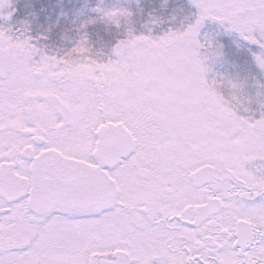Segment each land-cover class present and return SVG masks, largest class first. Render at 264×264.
<instances>
[{
    "label": "snow or ice",
    "instance_id": "6c2138e0",
    "mask_svg": "<svg viewBox=\"0 0 264 264\" xmlns=\"http://www.w3.org/2000/svg\"><path fill=\"white\" fill-rule=\"evenodd\" d=\"M189 5L0 0V264H264V0Z\"/></svg>",
    "mask_w": 264,
    "mask_h": 264
},
{
    "label": "trees",
    "instance_id": "16d2710c",
    "mask_svg": "<svg viewBox=\"0 0 264 264\" xmlns=\"http://www.w3.org/2000/svg\"><path fill=\"white\" fill-rule=\"evenodd\" d=\"M61 2H63V0H18V2L14 4V8L38 3L41 5V11L37 13L36 17H32L30 13L35 9L28 7L24 11V14L20 16L15 26L19 27L20 23L23 21H28L30 23L32 21H38L37 23H32L33 35H35L37 32L46 28L49 23H55L56 17L59 16L58 7ZM143 3L146 5L145 12L155 7L158 10V14L164 16L165 18L171 16L173 8L179 7L189 10L190 7L188 0H171L167 7L161 8H159V0H143ZM191 11H195V9H192ZM41 12L43 13L42 16ZM207 24L208 23L206 22V28Z\"/></svg>",
    "mask_w": 264,
    "mask_h": 264
},
{
    "label": "rangeland",
    "instance_id": "374dc122",
    "mask_svg": "<svg viewBox=\"0 0 264 264\" xmlns=\"http://www.w3.org/2000/svg\"><path fill=\"white\" fill-rule=\"evenodd\" d=\"M170 1L171 0H159V4L162 7H167L169 5ZM11 2L13 4V8H14V4H16L18 2V0H11ZM177 9H179V7H177ZM189 9H190V7H189ZM207 23H208L207 28L205 27L206 32H208V31L214 32V31H218V30L222 31L221 29L218 28V25H216L214 22H207ZM236 39L237 38L234 35L221 37V42L225 43V45H226L225 52H226V57H227L228 62L223 64V65H217L215 70L217 72H219L220 74L231 75V76H235L237 74V72H240L241 77H243L244 75H247L249 73L255 74L254 66L246 67L247 61L250 59V57H247L243 53L236 54L235 44H231V41L236 40ZM229 45H230V47H229ZM249 91L254 92L255 89L250 88Z\"/></svg>",
    "mask_w": 264,
    "mask_h": 264
}]
</instances>
